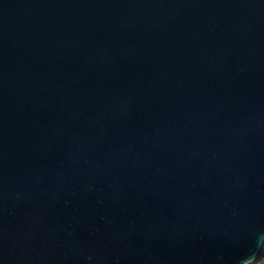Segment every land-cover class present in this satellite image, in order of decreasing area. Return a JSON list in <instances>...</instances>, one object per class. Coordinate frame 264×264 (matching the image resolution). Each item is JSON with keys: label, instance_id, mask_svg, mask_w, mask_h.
Segmentation results:
<instances>
[{"label": "water", "instance_id": "water-1", "mask_svg": "<svg viewBox=\"0 0 264 264\" xmlns=\"http://www.w3.org/2000/svg\"><path fill=\"white\" fill-rule=\"evenodd\" d=\"M264 255V0H0V264Z\"/></svg>", "mask_w": 264, "mask_h": 264}, {"label": "trees", "instance_id": "trees-1", "mask_svg": "<svg viewBox=\"0 0 264 264\" xmlns=\"http://www.w3.org/2000/svg\"><path fill=\"white\" fill-rule=\"evenodd\" d=\"M249 264H264V259L263 260L256 259V260L250 262Z\"/></svg>", "mask_w": 264, "mask_h": 264}, {"label": "rangeland", "instance_id": "rangeland-1", "mask_svg": "<svg viewBox=\"0 0 264 264\" xmlns=\"http://www.w3.org/2000/svg\"><path fill=\"white\" fill-rule=\"evenodd\" d=\"M258 259H260V260H263L264 259V255L263 256H261L260 258H258Z\"/></svg>", "mask_w": 264, "mask_h": 264}]
</instances>
